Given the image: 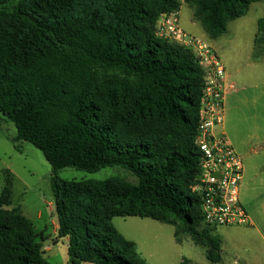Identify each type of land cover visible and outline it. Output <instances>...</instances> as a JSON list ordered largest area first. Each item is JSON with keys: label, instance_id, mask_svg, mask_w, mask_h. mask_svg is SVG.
I'll list each match as a JSON object with an SVG mask.
<instances>
[{"label": "trees", "instance_id": "16d2710c", "mask_svg": "<svg viewBox=\"0 0 264 264\" xmlns=\"http://www.w3.org/2000/svg\"><path fill=\"white\" fill-rule=\"evenodd\" d=\"M206 36L264 0H183ZM180 0H0V116L12 140L38 149L52 171L56 235L67 264H146L115 217L174 226L221 262V240L190 191L201 154L195 144L203 70L190 50L155 35ZM264 60V17L250 61ZM121 167L136 178L66 181L70 167ZM11 175L0 195V264H48L32 225L10 206ZM180 264H192L183 260Z\"/></svg>", "mask_w": 264, "mask_h": 264}, {"label": "rangeland", "instance_id": "374dc122", "mask_svg": "<svg viewBox=\"0 0 264 264\" xmlns=\"http://www.w3.org/2000/svg\"><path fill=\"white\" fill-rule=\"evenodd\" d=\"M180 1L179 25L213 45L228 72L235 66L242 70L231 79L235 91L224 103L223 128L219 127L217 132L224 130L243 158L245 183L253 187L256 200L252 204L259 207L260 203L264 205V144L259 143L264 125V60L257 62L260 64L251 62L250 53L257 21L264 17V2L252 3L247 14L231 22L223 36L210 40L201 26L192 20L191 9ZM252 64L258 67L257 73L252 81L243 80V73ZM16 136L14 125L0 116V195L5 176L11 175L10 206L7 209H14L30 222L37 235L36 241L43 245L42 256L48 264H67V240L56 235L51 167L30 143L20 141L16 148L12 142ZM58 177L66 181L118 178L136 183L130 172L118 166L95 173L67 167L58 172ZM111 224L123 238L135 244L137 253L146 264H180L183 260L192 264H211L206 259L205 248L195 245L187 235H181L177 242L175 228L170 224L140 217H115ZM239 232L237 228L225 227L214 230V235L223 243L221 258L224 264H233L237 260L238 264H264V241L257 235L253 234L249 239Z\"/></svg>", "mask_w": 264, "mask_h": 264}, {"label": "built area", "instance_id": "2783aa9c", "mask_svg": "<svg viewBox=\"0 0 264 264\" xmlns=\"http://www.w3.org/2000/svg\"><path fill=\"white\" fill-rule=\"evenodd\" d=\"M178 11L160 15L155 26L158 38L177 43L191 51L203 70L195 144L201 154L199 173L190 187L201 201L204 223L212 228L244 226L248 215L240 203L243 163L223 132V101L228 83L225 66L216 51L202 39L191 37L179 27Z\"/></svg>", "mask_w": 264, "mask_h": 264}, {"label": "crops", "instance_id": "0c3cea01", "mask_svg": "<svg viewBox=\"0 0 264 264\" xmlns=\"http://www.w3.org/2000/svg\"><path fill=\"white\" fill-rule=\"evenodd\" d=\"M178 14H179V11H178ZM159 19H160V17L158 18V20ZM179 27H180V29L182 31H184L189 36L195 37V38H198V39H202L201 37L193 35V33H191L190 31L186 32L185 31L186 29L184 30L180 25H179ZM201 36H204V35H201ZM205 36H206V34H205ZM254 36H255V34H254ZM254 36H253V39H254ZM210 46L216 51V53H217V55L219 57L218 50L213 45H210ZM222 51H224V50H222ZM256 64H260V63H256ZM247 68H248V70L243 73L242 78H243V80H245V78H247V79H250L252 81L254 75L258 71V67H255V65L252 64V65L247 66ZM231 70L232 71H229V72L226 70V73H227V76H228V83H229V85L231 84L233 86V88L232 89H228L226 91L225 96H224V101H223V122H224V103L227 100L228 96H230L232 94V92L235 91V84H234L233 81H231V79H232V77L236 78L238 76V74L242 71L240 69V67H237V66H235ZM221 127L223 128V123L220 126V128ZM218 128L219 127H217L215 129V133H219V132H217ZM220 132H223L226 135L228 141L230 142L232 147L235 149L236 153L240 156V154L237 152L236 148L234 147L232 140L227 136V134L224 132V130H220ZM259 143L264 144V125H262V135L259 137ZM241 159L243 160L242 157H241ZM245 176H246V169H245L244 163H243V179H242V182H241V185H240L239 200H240L241 205L243 206V208L245 209V211H246V213L248 215V218H249L248 223L246 225H244V226L225 227V228H237L240 231L239 233L241 235H243L244 237H248L250 239L251 237L253 238V234H254V235H257L259 238H261L262 241H264V205H262V203H260V205L258 207L256 205L252 204L256 200V195L254 194L255 192L253 190V187H250V186H248L245 183ZM262 202H264V200H262ZM261 205H262V207H261ZM222 252H223V243L221 244V253ZM237 261H234L233 264H238ZM252 261L254 262V259ZM224 263L225 262L223 261V258H222L221 262L218 263V264H224Z\"/></svg>", "mask_w": 264, "mask_h": 264}]
</instances>
